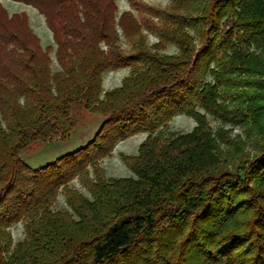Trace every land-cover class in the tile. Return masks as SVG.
<instances>
[{
    "label": "trees",
    "instance_id": "16d2710c",
    "mask_svg": "<svg viewBox=\"0 0 264 264\" xmlns=\"http://www.w3.org/2000/svg\"><path fill=\"white\" fill-rule=\"evenodd\" d=\"M11 1L43 16L54 50L0 4V264H264V0H129L120 14L117 0ZM76 107L102 118L94 136L26 166L30 146L74 131ZM180 115L193 129L165 137ZM207 116L246 127L252 153ZM138 134L122 156L134 178H105L101 162Z\"/></svg>",
    "mask_w": 264,
    "mask_h": 264
},
{
    "label": "rangeland",
    "instance_id": "374dc122",
    "mask_svg": "<svg viewBox=\"0 0 264 264\" xmlns=\"http://www.w3.org/2000/svg\"><path fill=\"white\" fill-rule=\"evenodd\" d=\"M128 1L129 0H117L116 4L118 7V14L129 9ZM141 1L155 8H164L169 3V0ZM0 4L9 14L25 13L29 19V25L32 31L40 39L41 46L43 48L50 47L54 50L51 33L45 24L43 16L36 9L23 3L14 2L11 0H0ZM117 32L122 49L127 51L130 46L128 41L124 38L120 30H118ZM142 33V35H144L147 39V46H151L153 44L155 45L158 43V40L154 36H152V34H149L147 31H143ZM162 49L163 50L160 51L161 54L174 55L176 53V50L172 45H167L165 48L162 47ZM51 56L53 57V53L51 54ZM128 74V69H120L104 74L103 92L112 90L120 86L122 79L127 77ZM73 113L76 114L77 119L74 131L64 141L54 140L48 143L35 144L30 146L28 150L22 154V159L26 166H28L32 170H37L53 163L55 160L62 156L70 154L84 147L87 144V142L94 136V134L98 130L102 118L97 115H89L85 113L80 107H76ZM206 119L212 131L222 128L224 131L228 132L227 136H229L228 138L232 139V141L241 140L243 142H246L248 144L247 151L252 153L250 142H247L246 139V127L221 125L219 121L214 120L209 116H207ZM194 126L195 122L193 119L183 115L176 116L163 129V135L165 137H171L175 134L178 135L189 133ZM146 136L147 135L145 134L144 137L146 138ZM137 137H139V135L133 137L132 139H136ZM117 147L118 148L117 150L115 149L112 157H108L101 162V167L105 173V178H134L133 174L124 164L122 156H136L139 146H130V144H126L124 146V144H120ZM72 185L75 187V189L78 190L79 193L83 194L87 199H90L85 189L79 183L73 181ZM54 208H56V210H67L66 201L61 194L58 195ZM11 234L14 242L23 239V232L20 225L14 226L11 229Z\"/></svg>",
    "mask_w": 264,
    "mask_h": 264
},
{
    "label": "crops",
    "instance_id": "0c3cea01",
    "mask_svg": "<svg viewBox=\"0 0 264 264\" xmlns=\"http://www.w3.org/2000/svg\"><path fill=\"white\" fill-rule=\"evenodd\" d=\"M102 87H103V83H102ZM138 135H139V137H137L136 139H132L133 137H131V138L125 140L124 142L118 143L116 145V147L114 148L110 157L113 156L115 149L117 150V148H118L117 146H119L120 144H124V146L126 144H130V146H135V147L137 146L138 147L141 144V142L144 141V138H145L144 135L145 134H138ZM138 135H136V136H138ZM136 136H134V137H136Z\"/></svg>",
    "mask_w": 264,
    "mask_h": 264
}]
</instances>
